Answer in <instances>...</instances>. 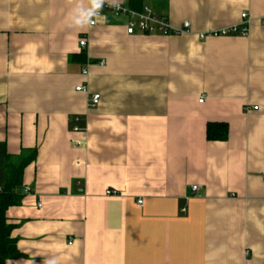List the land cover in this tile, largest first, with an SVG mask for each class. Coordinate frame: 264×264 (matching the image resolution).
<instances>
[{"label":"crops","instance_id":"1","mask_svg":"<svg viewBox=\"0 0 264 264\" xmlns=\"http://www.w3.org/2000/svg\"><path fill=\"white\" fill-rule=\"evenodd\" d=\"M78 2L0 0V191L36 152L8 264H264V0H106L191 24L166 37L69 27ZM244 13L247 37L200 40Z\"/></svg>","mask_w":264,"mask_h":264},{"label":"built area","instance_id":"2","mask_svg":"<svg viewBox=\"0 0 264 264\" xmlns=\"http://www.w3.org/2000/svg\"><path fill=\"white\" fill-rule=\"evenodd\" d=\"M104 14H109L114 17L123 18L126 21V33L130 36L135 35L136 33L144 34V35H161V36H176L182 34H190L191 33V24L186 22L183 24L182 28H174L170 25L168 21V17L162 13L158 14L154 9L145 7L142 10H134L122 4H112L105 2L100 14L94 17V23L90 27L97 26L100 19L104 17ZM241 24L231 26L229 28L222 29L220 31L210 32L207 34L199 35L200 40H204L210 37H225V36H245L249 35V28L252 21L248 17L247 14L241 15ZM88 46V42L86 38L80 39V47L85 49ZM100 66H104L105 62L101 61L99 63ZM82 75L87 77L89 75V65L83 69ZM78 92H82L88 96L89 107L94 108L100 104L101 96L99 94H90L89 88L85 85L79 86L77 88ZM203 102V100H200ZM257 110V108H254ZM75 123L79 122V118L74 119ZM75 132L82 131L79 126L74 127ZM78 147L81 143L77 142ZM24 194H30L29 188L24 189ZM198 191V188L195 186L192 188V192L195 193ZM117 194L111 190H108L106 195L113 196ZM143 201L138 200V205H142ZM41 204H39V208Z\"/></svg>","mask_w":264,"mask_h":264},{"label":"trees","instance_id":"3","mask_svg":"<svg viewBox=\"0 0 264 264\" xmlns=\"http://www.w3.org/2000/svg\"><path fill=\"white\" fill-rule=\"evenodd\" d=\"M134 10H142V8ZM78 61L85 63L84 54L78 56ZM209 141H225L228 138V124L210 123L206 131ZM36 160V152L17 162L9 159L6 170V178L0 191V264H8L20 256L17 240L13 237L16 226L7 217V212L13 207H19L24 199L22 194L23 174L25 169Z\"/></svg>","mask_w":264,"mask_h":264},{"label":"clouds","instance_id":"4","mask_svg":"<svg viewBox=\"0 0 264 264\" xmlns=\"http://www.w3.org/2000/svg\"><path fill=\"white\" fill-rule=\"evenodd\" d=\"M106 0H87V6H84L83 0H79L73 9L69 27L85 28L94 23V17L98 16L105 4ZM46 264H55L54 261H47Z\"/></svg>","mask_w":264,"mask_h":264}]
</instances>
